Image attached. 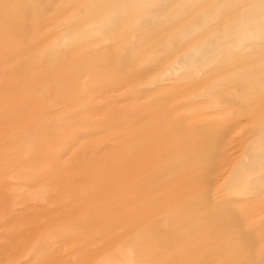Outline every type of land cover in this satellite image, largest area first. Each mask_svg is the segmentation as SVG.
<instances>
[{
    "label": "rangeland",
    "instance_id": "374dc122",
    "mask_svg": "<svg viewBox=\"0 0 264 264\" xmlns=\"http://www.w3.org/2000/svg\"><path fill=\"white\" fill-rule=\"evenodd\" d=\"M25 1L0 14V87L11 70L76 97L15 96L30 90L13 84L0 95V264H264V0ZM238 75L254 90L235 87ZM122 110L138 112L99 124ZM163 128L201 138L191 151L209 162L204 187L133 224L106 222L88 159ZM203 189L204 211L188 208ZM164 216L204 218L198 255ZM156 227L157 248L143 238Z\"/></svg>",
    "mask_w": 264,
    "mask_h": 264
},
{
    "label": "bare ground",
    "instance_id": "6f19581e",
    "mask_svg": "<svg viewBox=\"0 0 264 264\" xmlns=\"http://www.w3.org/2000/svg\"><path fill=\"white\" fill-rule=\"evenodd\" d=\"M12 4L14 6L26 4V1L2 0V2H0V14L5 13L6 8L11 6ZM256 4L258 5V3ZM6 25H7V21L2 22L0 24V39L3 37L2 35H8L9 37V33L7 31ZM19 45H21V43H15L13 47H20ZM6 73L8 74L7 75L8 78L6 79L7 80L10 79V80H8V84L4 85V87H7L9 84H13V86H18V85H21L23 87L27 86L30 90V92L26 93L27 95L22 94L18 90L19 92H14L15 96H50V95L57 96L58 95L59 98H63V101H67L70 106L75 104L74 99L76 96H73L75 93L74 87H72L71 90L69 89L68 91L65 92H61L59 90L58 92L57 90L50 92L48 90L47 92L39 93L37 89L31 88L30 76L28 73L19 72L13 75L14 72H12L11 70H8ZM263 78L262 81L264 80ZM232 84L235 87L236 85H239L238 86L239 89H243V90H247V89L254 90V88L257 85L255 81L254 82L251 81L247 83V78L244 77L243 75L236 76L235 79L232 81ZM4 87L3 86L0 87V95L5 94ZM262 90L263 89L261 88L260 92ZM246 92L248 91L240 92L239 95L237 94L235 95V93L233 92V94L227 96H252L247 94ZM234 100L236 101V99ZM237 101L243 103V98L241 97ZM137 112H138L137 110H128L126 113L124 110H122L120 111V115L119 114L114 115L113 113L104 114L99 124L109 126L107 123L114 119L116 121L120 120L119 121L120 123L121 122L125 123L127 118H132V116L134 114H137ZM125 113L126 115L129 113L130 114L127 115V117H125L126 116ZM199 139L201 138H198V135L196 134H189V135L188 133L181 134L175 129L163 128L161 130L148 133L146 138L143 140V142L135 147L134 146L132 147L130 145L132 142L130 143V141L127 140V138L123 139L120 145L121 152L117 153L120 155H114L109 153L104 155L102 158H96V159L89 158L88 159L90 161L89 163H91L89 171L90 173H92V176L94 178H97L96 181L94 182L92 181L93 183L92 182L90 183L93 185L92 188H95L96 183L98 181V188H96V190H98L97 194L99 191L102 193L100 195L99 194L93 195L91 198L98 199L102 195L108 196L106 200V204L103 205V207L106 208L101 209L99 211V213L101 212L100 215L106 217L107 219L106 222L118 221L119 218L118 223L133 224L138 219H143L145 217L148 218V216L150 217L151 214L157 213L159 211H163V212L166 211L163 210L161 206H159L160 203L159 200L166 199L165 204L166 203L172 204L176 200L177 194L182 192H187L188 190L189 191L187 193H189L196 188L202 189L204 185L199 184L198 174L201 170L203 169L206 170V167L208 166L209 162H207L206 158H204V164H203L202 161L200 160L199 157L200 155L198 153L196 154L195 152L191 151L194 145L197 144ZM169 144L173 145L174 148L173 149L169 148L168 147ZM175 147L181 148L184 151L182 154H179L176 158L173 155L175 151ZM145 149H147V154H142ZM135 152L140 154L135 156V154H133ZM184 155L187 156L185 157ZM180 171L184 172V175L173 174L176 172L178 173ZM201 194L202 195L199 196V198H197V200H195L194 202H188L187 207L195 211L196 210L204 211V189L203 191H201ZM56 202H58V200ZM90 210L91 208H89V211ZM122 213H126V217L122 218L121 217ZM192 217L194 219V216ZM167 219L168 221L165 223H173L176 225V228H178V230H175L174 232L173 231L168 232L167 235L175 233V235L177 234L182 236V238L185 239L186 241L192 239L191 244L186 246L185 253L189 257L198 255V252L199 250L202 249V247L200 243L197 241L195 234L197 235V230H200V228L204 226L203 225L204 218L201 220L202 222H199V225L198 223L195 222V224L191 227L190 222H184L178 216L169 217V218L168 216L167 217L164 216L161 220V226L162 223H164V221H166ZM191 223L193 224V222ZM158 227H160V224H158ZM152 229L153 230L148 231L145 234L143 233V238L152 241L154 247L157 248L156 246L160 244V240L162 239V236L161 237L155 236V229H157V227ZM164 237L166 236H163V238ZM203 255H204V250L201 257H203Z\"/></svg>",
    "mask_w": 264,
    "mask_h": 264
}]
</instances>
